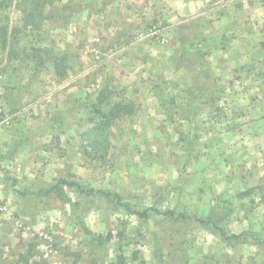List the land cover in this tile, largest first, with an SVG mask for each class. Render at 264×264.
<instances>
[{
	"label": "rangeland",
	"instance_id": "obj_1",
	"mask_svg": "<svg viewBox=\"0 0 264 264\" xmlns=\"http://www.w3.org/2000/svg\"><path fill=\"white\" fill-rule=\"evenodd\" d=\"M254 2L256 75L251 93L260 106L264 105V0ZM55 5L58 14L44 20L39 29L30 27L28 33L19 8L14 4L6 11L8 23L18 24L21 32L10 30L5 47L0 42V88L6 101L0 104V134L7 131L17 148L13 168L2 171L0 215L15 238L25 242L17 262L6 258L1 264H71L72 258L73 264H113L119 254L126 264H264V202L254 203L252 193L241 195L242 188L253 184L249 176L243 175L241 181L239 175L227 173L226 180H217L212 173L196 181L198 176L188 171L194 168L191 152L179 148L169 132H154L158 123L138 112L141 103L130 102L137 111L112 120L111 147L104 157L94 159L86 152L91 149L85 147L82 132L101 121L97 109L107 111L124 96L118 80L117 85L102 86L101 92L92 86V75L98 78L109 69L106 41L96 46L92 41V0H56ZM200 26L196 20L186 28ZM118 42L115 38L110 47ZM113 66L109 71L117 79L120 68ZM63 79L80 84V98L65 92L63 101L58 98L54 87ZM54 117L58 125L50 124ZM213 143L205 151L209 161L220 150ZM214 167V161L207 162L202 173L218 168ZM63 178L80 183L86 191L116 192L124 203L67 186L65 195L36 194ZM125 203L148 210V217L128 213ZM154 207L175 216L158 213ZM211 222H219L228 234H247L254 226L257 242L253 244L248 235L226 240ZM42 234L51 235V242ZM42 241L45 247L51 244L49 257Z\"/></svg>",
	"mask_w": 264,
	"mask_h": 264
},
{
	"label": "crops",
	"instance_id": "obj_2",
	"mask_svg": "<svg viewBox=\"0 0 264 264\" xmlns=\"http://www.w3.org/2000/svg\"><path fill=\"white\" fill-rule=\"evenodd\" d=\"M254 3V0H92L94 46L106 41L109 69L113 65L120 68L117 79L109 69L98 78L92 75V86L101 92L102 86L117 85L114 80H118L124 97L117 101L141 103L138 112L146 113L158 123L154 132H169L179 148H185L189 155L191 152L193 161L185 164L194 167L188 171L198 176L196 181L203 180L201 175L206 179L212 173L217 180H226L227 173L239 175L241 181H245L243 175L245 179L249 176L247 180L253 184L242 188L241 195L252 193L257 204L264 202V105L258 106V99L251 93L255 68L251 28ZM84 5H88L86 1ZM196 20L201 26L188 30L187 24L190 21L196 24ZM115 38L119 42L110 47ZM119 52L124 56L111 58ZM0 79H3L1 72ZM58 83L54 92L62 101L63 92L80 98V84L64 79ZM16 95L22 99L19 93ZM0 104H6L1 88ZM49 122L57 124L55 117ZM37 129L42 131L41 127ZM6 132L0 134V193L2 181L5 182L2 171L13 168L17 159L15 143ZM211 142L214 149H220L216 158L210 159L218 168L203 174L202 169L210 163L205 151ZM3 215H0V264L6 258H15L13 262H17L25 242L6 228L7 222H1ZM215 224L224 229L219 222ZM250 229L246 231L247 238L254 244L258 235L254 226ZM69 263L73 264L74 258Z\"/></svg>",
	"mask_w": 264,
	"mask_h": 264
},
{
	"label": "trees",
	"instance_id": "obj_3",
	"mask_svg": "<svg viewBox=\"0 0 264 264\" xmlns=\"http://www.w3.org/2000/svg\"><path fill=\"white\" fill-rule=\"evenodd\" d=\"M56 0H0V42L2 41L3 46L8 42V32L10 30H13L15 32H21V28H19V25H10L8 23V17L6 16V11L11 8L14 4L16 8H19L20 12L22 13V21L24 22L23 30L27 31L31 28L39 29L42 27V24L44 20L46 19H53L58 13L56 11ZM59 1V0H57ZM11 32V34H12ZM11 36V35H10ZM13 48V47H12ZM26 48V47H23ZM35 49V50H34ZM33 51L36 52V48H32ZM13 51V50H11ZM11 54V53H10ZM60 60V59H59ZM58 60V63H59ZM66 65L62 68H64ZM58 68H61V65L58 64ZM62 71V70H61ZM63 72V71H62ZM256 75V70H254V76ZM104 93L100 96V100H103ZM99 112H101L100 117L101 121L97 124H94L91 126V128H88L86 131L82 132V135H84V139L86 140V146L89 147L91 150H86V152L91 155L94 159H101L104 157L106 152L109 151L111 147V142L109 140V132L108 128L112 124V120L115 117H118L119 115L123 113H134V107L131 103L125 102L124 100L116 101L112 105H110L109 110L105 111L102 110V108L97 109ZM75 187L80 193H102L107 196H112L116 198L118 203L123 204L122 197L116 193V192H106L103 190H94L86 191L82 185L76 181H70L68 179H59L55 184L40 189L38 194L43 195H50L51 193H65L64 187ZM52 194V195H53ZM65 195V194H64ZM124 206L128 210V213L132 215H138L140 217H148L149 211L146 209L140 210V209H134L129 206V204L125 203ZM158 213H165L170 216H175L173 211L165 210L164 212H160L156 207L153 208ZM182 217H186L184 214H182ZM202 221V220H201ZM206 223V222H203ZM213 222H211L212 224ZM214 229L218 230L224 239L226 240H239L243 238L245 233L240 234H228L224 229H222L217 224L213 223ZM26 262H29L26 260ZM126 258L123 254H119L117 256V260L113 262V264H126ZM33 264H38L37 262H34Z\"/></svg>",
	"mask_w": 264,
	"mask_h": 264
},
{
	"label": "built area",
	"instance_id": "obj_4",
	"mask_svg": "<svg viewBox=\"0 0 264 264\" xmlns=\"http://www.w3.org/2000/svg\"><path fill=\"white\" fill-rule=\"evenodd\" d=\"M42 235H43V237H44L46 240H48V241L51 242V240H52V236H51V235H49V234H42ZM41 243H42V246L45 247V244L43 243V241H42ZM45 248H46L45 256H46V257H49V252H51V244L48 245V246H46ZM50 261H51V259H50ZM51 264H57V263L54 262V261H53V262L51 261Z\"/></svg>",
	"mask_w": 264,
	"mask_h": 264
}]
</instances>
